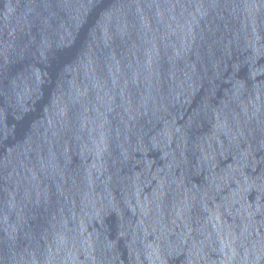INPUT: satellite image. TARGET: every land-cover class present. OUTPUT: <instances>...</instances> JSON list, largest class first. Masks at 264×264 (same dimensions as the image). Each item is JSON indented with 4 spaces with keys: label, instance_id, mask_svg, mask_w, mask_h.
Returning <instances> with one entry per match:
<instances>
[{
    "label": "water",
    "instance_id": "water-1",
    "mask_svg": "<svg viewBox=\"0 0 264 264\" xmlns=\"http://www.w3.org/2000/svg\"><path fill=\"white\" fill-rule=\"evenodd\" d=\"M0 264H264V0H0Z\"/></svg>",
    "mask_w": 264,
    "mask_h": 264
}]
</instances>
